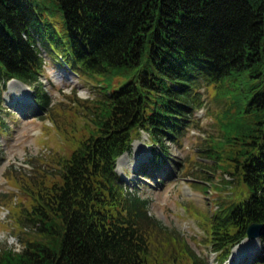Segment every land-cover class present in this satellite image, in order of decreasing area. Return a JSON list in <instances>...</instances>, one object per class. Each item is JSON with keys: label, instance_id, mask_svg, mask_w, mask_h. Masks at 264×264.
I'll return each mask as SVG.
<instances>
[{"label": "trees", "instance_id": "obj_1", "mask_svg": "<svg viewBox=\"0 0 264 264\" xmlns=\"http://www.w3.org/2000/svg\"><path fill=\"white\" fill-rule=\"evenodd\" d=\"M52 1L59 27L42 0H0V110L9 78L45 107L42 44L97 92L75 104L80 134L65 136L76 144L31 190L17 223L34 230H21L20 249L0 247V264H208L149 215L115 161L142 131L153 149L176 142L201 104L200 85L224 80L232 104L208 154L245 192L218 201L207 237L217 261L232 257L246 225H264V0ZM257 239L264 245V229ZM240 263L264 264V248Z\"/></svg>", "mask_w": 264, "mask_h": 264}, {"label": "rangeland", "instance_id": "obj_2", "mask_svg": "<svg viewBox=\"0 0 264 264\" xmlns=\"http://www.w3.org/2000/svg\"><path fill=\"white\" fill-rule=\"evenodd\" d=\"M42 1L47 6V16L59 27L60 12L54 1ZM35 35L41 42L38 33ZM40 52L43 71L39 80L48 96L45 107L32 99V87L17 78H9L2 91L0 247L16 250L22 247L20 238L27 236L21 230H34L26 221L21 222L24 225L20 227L17 216L23 219V210L31 201V190L43 174L57 170L55 158L59 159L76 144L74 139L65 136L71 129L77 139L80 134L77 129L82 122L79 111L74 113L75 104L94 97L97 92L88 79L69 69L68 73L59 69L60 62L53 58L47 46L42 44ZM230 84L229 80H224L218 86L200 85L201 104L192 112V120L176 142L163 139V145L153 149L142 131L131 141L129 150L115 161L123 185L146 199L149 215L166 230H176L197 257L207 260L208 264H241L243 256L253 252L261 254L264 248L261 241L253 238L235 245L232 257L229 253L219 262L208 244V215L213 213L218 201L226 202L245 192L243 184L215 165L217 159L208 154L211 143L219 142L224 132L222 114L232 104L227 92ZM153 157L158 160L157 164ZM242 253L246 254L239 257Z\"/></svg>", "mask_w": 264, "mask_h": 264}, {"label": "water", "instance_id": "obj_3", "mask_svg": "<svg viewBox=\"0 0 264 264\" xmlns=\"http://www.w3.org/2000/svg\"><path fill=\"white\" fill-rule=\"evenodd\" d=\"M264 229V225L261 222H249L245 227L244 238H256L260 232Z\"/></svg>", "mask_w": 264, "mask_h": 264}, {"label": "bare ground", "instance_id": "obj_4", "mask_svg": "<svg viewBox=\"0 0 264 264\" xmlns=\"http://www.w3.org/2000/svg\"><path fill=\"white\" fill-rule=\"evenodd\" d=\"M20 84V83H19ZM24 88H26V90H28L27 89V87L26 86H24ZM25 98H28V96L26 95L25 96ZM119 159V158H118ZM253 239V238H252ZM247 240H249L250 241V239L249 238H246V239H244L242 242H240V243H238V244H236V246H239L241 243H244L245 241H247ZM245 247V246H244ZM236 248V247H235ZM235 248H233V250L235 249Z\"/></svg>", "mask_w": 264, "mask_h": 264}]
</instances>
